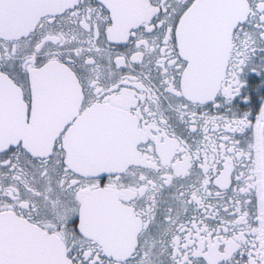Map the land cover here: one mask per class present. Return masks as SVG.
<instances>
[{"label":"snow or ice","instance_id":"1","mask_svg":"<svg viewBox=\"0 0 264 264\" xmlns=\"http://www.w3.org/2000/svg\"><path fill=\"white\" fill-rule=\"evenodd\" d=\"M0 264H264V0H0Z\"/></svg>","mask_w":264,"mask_h":264}]
</instances>
